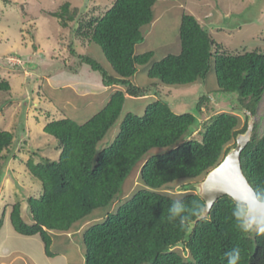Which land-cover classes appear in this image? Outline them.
<instances>
[{"label": "trees", "instance_id": "trees-1", "mask_svg": "<svg viewBox=\"0 0 264 264\" xmlns=\"http://www.w3.org/2000/svg\"><path fill=\"white\" fill-rule=\"evenodd\" d=\"M155 2L112 0L102 13L87 12L86 17L85 12L80 15L85 6L72 7L64 1L49 12L79 44L88 43L100 50L111 71L70 47L78 66L69 69L87 65L99 72L104 85L123 88L113 91L105 105L84 121L60 116L44 124L42 131L57 141L58 156H40L39 160L29 156L24 161L26 171L39 181L40 192L27 198L33 222L24 221L19 201L10 205V222L21 234H38L50 254L51 231H66L94 215L95 209L106 207L102 218L92 220L82 231L85 264H227L225 254L234 247L240 249L239 264H264V234L239 229L232 217L237 202L230 196L219 197L208 215L188 233L190 222L198 216L194 205L203 207L204 200L188 184L181 185L185 193L179 197L160 192L176 182L203 178L235 146V137L245 131L248 116L245 114L242 126L239 116L230 112L214 113L201 123L198 116L209 100L207 96H200L193 112L176 113L158 91L204 83L212 70L214 88L233 95V100L255 115L264 94V51L221 49L194 15L183 12L178 53L159 59L153 58V50L136 54L135 45L144 40L154 21ZM141 65L146 66L149 79L143 87L131 81ZM10 89L9 81L0 77V92ZM149 90L157 98L145 105L141 115L126 112L113 141L99 148V142L118 120L126 94L138 97ZM5 103L0 102V111ZM258 125L255 121L240 162L250 185L264 190V131L259 132ZM195 131L199 139L192 137ZM12 140L13 133L0 128V170L9 159L4 152ZM155 148L164 150L147 156ZM140 161L138 179L142 187L111 210ZM176 199L186 206L188 219L184 223L179 217H169L168 209Z\"/></svg>", "mask_w": 264, "mask_h": 264}, {"label": "rangeland", "instance_id": "rangeland-1", "mask_svg": "<svg viewBox=\"0 0 264 264\" xmlns=\"http://www.w3.org/2000/svg\"><path fill=\"white\" fill-rule=\"evenodd\" d=\"M64 1H69L72 7L83 8L85 6L84 11H80V15L85 12L84 15L87 17V12L96 15L102 13L112 0H0V77L7 79L11 85L9 91L0 92V102L6 100L0 111V128L13 133L9 150L4 152L9 159L0 170V206L4 205L7 211L13 202L24 201L27 196H37L40 192L39 181L29 175L24 161L29 156H33L36 160H39L40 156H47L50 159L58 156L56 139L41 130L43 123L41 124L39 120L46 121L45 116L48 118L47 115L51 113L54 114V118L62 115L76 117L85 116L88 113L93 114L98 110L91 108L86 113H82L85 105L82 106L80 99H77V92H75L77 90L73 85L66 89L56 90L59 94H63L60 95L65 98L63 103L60 102L59 96V98L54 97L53 92L51 95L53 101L50 103L56 106L49 108L47 104L48 89L44 87L46 85L44 76L56 77L62 73L57 71L62 66L64 68H69L71 65L78 66V58L70 55L69 47L75 49L77 53L84 52L104 68L107 65L103 62L105 60L100 50L97 48L94 50V46H88V43L79 44L69 29L62 28L59 19L49 15L50 11L58 8ZM153 10L154 21L156 19L153 37L150 40H144L143 45L147 43L149 46H155L159 52L177 51L178 53L179 46L175 45L178 39L180 14L183 12L194 15L212 38L221 45V49L230 52L253 49L264 51V0H156ZM156 54L159 59L161 54ZM145 67L141 65L138 68V77L131 78V81L140 87L149 81L145 76ZM74 68V70L78 69V67ZM78 73H83V70ZM214 83L215 76L211 70L204 83L199 81L187 86L163 87L162 89L160 88L162 85L159 84L158 91L176 113L193 112L200 96H207L209 100L203 103L198 116L201 123L208 121L214 113L230 112L239 116V125L242 126L247 115L244 108L237 103L236 99L233 100V95L218 92L214 88ZM143 96L130 98L131 100L124 102L118 120L99 142V148L113 141L118 132L120 119L126 112L141 115L145 105L151 99L157 98L151 90ZM7 100L10 101L7 102ZM77 100L78 105L75 104ZM253 121L259 124V132L264 131V94L256 107ZM192 137L199 139L200 135L196 131ZM163 150L152 149L147 156ZM142 162L140 161L135 166L125 180L122 192L110 206L111 210L119 201V203L123 202L121 200L127 199L142 187L138 179ZM199 180L176 182L160 192L179 197L185 193L181 190V185L188 184L195 189L194 185ZM27 210L29 212V209ZM106 211V207L95 209L92 213L94 215L86 217L90 220L87 225L92 223V220H100L101 215ZM66 250L63 251L66 252Z\"/></svg>", "mask_w": 264, "mask_h": 264}, {"label": "crops", "instance_id": "crops-1", "mask_svg": "<svg viewBox=\"0 0 264 264\" xmlns=\"http://www.w3.org/2000/svg\"><path fill=\"white\" fill-rule=\"evenodd\" d=\"M181 15L182 14H180V18H181ZM155 24H156V19L155 21L151 23L150 28L144 37V40L152 39L153 32H154L153 28ZM177 37H178V31H177ZM143 41L135 45L136 54L145 52L148 50H153L154 59H157L156 53L161 54L160 58L163 55L167 54V52H159V49L156 48L155 46H149V44L147 43H144L143 45ZM178 43L179 41L177 39V44L175 45L176 47L179 46ZM93 49L96 50L95 48ZM176 52H170V53H176ZM102 58H100L101 61H102ZM139 67L140 66L137 67V71L134 74L135 78L138 77L137 73L139 72V69H138ZM78 69L72 71L69 68H64V66H62L60 67L59 70H57L62 73H60L59 75H56V77H53L49 74H48L49 77L46 75L44 76V79L46 81V85H44V87L48 89V93H47L48 95L46 99H47V104L49 108L50 106L52 108V106L55 105V104L52 105V103H50L51 101H53L51 97L52 93L54 92L55 94L54 97L59 96L61 100L60 102L63 103V100L65 98H62L60 96L63 94H59V92H57L56 90L66 89L70 85L75 86V89L77 90L75 91L77 92L76 94L77 99H80L79 101L81 102V104H83L82 106L85 105V108H83L82 113H86V111H88L89 109L91 110V108L93 109L96 108V110L101 109L105 105V103L108 101L113 91H115L116 89H122V86L120 85H115V84L104 85L99 72L91 70L90 67L87 65L83 64L80 66V69L79 70ZM105 69L109 72L111 71L108 65H106ZM80 70H83V73L79 74L78 72H80ZM146 79H147V76H146ZM46 88H44V90H46ZM75 89H73V91ZM64 92L65 91H63V93ZM69 97L71 98V95ZM130 98H139V96L134 97V96L126 95L125 101L131 100ZM79 101L77 100L75 104L78 105ZM88 102L90 106L87 105ZM55 103L57 104V102ZM93 114L88 113V114H85V116L78 115L76 117H71V118L80 122V121H84L86 118L90 117ZM53 115L54 114L51 113L47 115L49 116L48 118L45 116L46 121L39 120V122L41 124L43 123V126H44V124L48 120L55 119ZM36 118L38 119L39 116ZM27 198L28 196L25 198L24 201L23 200L19 201L20 202V213L24 221L30 224L33 222V220H32L30 212H28L27 210L28 209ZM0 221H1V224H0V264H76V262L77 264H85L84 246L82 243V231L87 226L88 221L90 220L83 219L81 221H78L66 231H51L50 254L46 253L43 241L41 240L38 234L24 235V234L17 232L13 228L10 222V219H9V211L6 210L4 205L0 206ZM80 235H81V238H79ZM55 247H57L58 249H56ZM64 249H67L66 252L63 251Z\"/></svg>", "mask_w": 264, "mask_h": 264}, {"label": "water", "instance_id": "water-1", "mask_svg": "<svg viewBox=\"0 0 264 264\" xmlns=\"http://www.w3.org/2000/svg\"><path fill=\"white\" fill-rule=\"evenodd\" d=\"M244 110L248 116L247 127L244 132L236 135L235 146L230 147L223 158L194 185L197 194L204 200L203 207L210 205L211 208L215 201L223 195H228L237 202L236 198L245 193V182L250 185L241 168L240 153L250 140L254 121L252 113ZM200 219L202 218L197 216L190 222L188 233Z\"/></svg>", "mask_w": 264, "mask_h": 264}, {"label": "clouds", "instance_id": "clouds-1", "mask_svg": "<svg viewBox=\"0 0 264 264\" xmlns=\"http://www.w3.org/2000/svg\"><path fill=\"white\" fill-rule=\"evenodd\" d=\"M236 199L237 203L232 210V217L235 219L239 229L244 232L255 230L264 234V190L254 189L245 182V193ZM209 210L210 205L207 207L194 205L195 214L201 218ZM186 211V206L181 199L174 200L168 209L169 217L172 219L179 217L181 223L188 219L184 215ZM225 255L227 256V264H239L241 253L238 247L232 248Z\"/></svg>", "mask_w": 264, "mask_h": 264}]
</instances>
